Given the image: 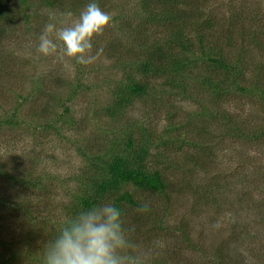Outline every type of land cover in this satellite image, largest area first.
Wrapping results in <instances>:
<instances>
[{
  "label": "rangeland",
  "instance_id": "1",
  "mask_svg": "<svg viewBox=\"0 0 264 264\" xmlns=\"http://www.w3.org/2000/svg\"><path fill=\"white\" fill-rule=\"evenodd\" d=\"M87 1L23 10L12 0L19 19L0 26V122L14 121L0 127V263L42 264L82 199L116 203L129 192L138 206L122 205L124 221L149 264H264V0H171L187 13L167 25L149 20L155 8L167 17L163 2L98 0L112 20L94 63L41 56L49 17L75 22ZM209 57L240 61L245 91ZM131 80L147 93L130 94ZM143 147L166 193L124 185L96 197L111 158Z\"/></svg>",
  "mask_w": 264,
  "mask_h": 264
},
{
  "label": "clouds",
  "instance_id": "2",
  "mask_svg": "<svg viewBox=\"0 0 264 264\" xmlns=\"http://www.w3.org/2000/svg\"><path fill=\"white\" fill-rule=\"evenodd\" d=\"M71 17L68 11L61 14ZM111 15L98 0H89L75 22L49 17L38 36L36 51L44 57L59 53L86 66L94 63L102 49H94L95 38L111 24ZM142 203L137 211L148 212ZM42 264H149L139 251L123 210L114 201H100L81 208L61 227L45 248Z\"/></svg>",
  "mask_w": 264,
  "mask_h": 264
},
{
  "label": "trees",
  "instance_id": "3",
  "mask_svg": "<svg viewBox=\"0 0 264 264\" xmlns=\"http://www.w3.org/2000/svg\"><path fill=\"white\" fill-rule=\"evenodd\" d=\"M62 0H17V7L20 6L23 10L30 8H33V6L36 7H42V8H48V9H59L64 6L65 4L61 3ZM171 0H153V2L161 5H171ZM80 1L71 2L68 6L69 9L72 12H76V4ZM89 1H87L85 4H87ZM149 2H152V0H149ZM149 2H143L140 6L141 8H146L150 6L151 4ZM182 5L186 4V2L181 1ZM12 3V0H0V26L2 23L6 22L9 26L13 25V22L15 20L19 19L18 14L9 15V8L10 4ZM139 6V7H140ZM13 8V6H12ZM167 8V6H166ZM13 10V9H12ZM155 11L151 17H150V23H155L157 21V24H161L162 22H165L163 25H167L170 20L176 21H182L184 17L186 16L185 11H177V9H174L173 7L167 8V17H161V12H157V8H155ZM160 14V15H159ZM189 14V13H188ZM127 20V17H119L116 20ZM0 31L1 27H0ZM185 36V30L183 29H177V31L174 34L175 40H181ZM201 39H204V36H202ZM179 46L183 48H187L186 45L182 42L179 43ZM156 50L159 52V54H162L163 48L158 47ZM209 61L211 63L217 62L219 67H221L225 71V80L230 82L233 86L234 90L239 91H245L244 88L240 87L237 77L242 73V70L238 68L239 62L236 61L235 64L229 63L223 58L214 59L209 57ZM144 70L145 73L150 71V68L152 67V63H147ZM158 73L160 72L158 69L156 70ZM233 76V77H232ZM211 79L209 80V82ZM219 86V93L222 94V92L225 91L224 88L221 86L220 83L217 84ZM216 85V86H217ZM126 89L129 91L130 94L141 97L147 93L148 86L146 84L138 83L137 81L131 80L130 84L126 86ZM119 93L120 89L118 88ZM122 92L120 93V95ZM20 94L19 96H21ZM28 97L32 95H27ZM125 103V100L123 97H121L117 102L116 106L119 108L123 107V104ZM14 122L13 120L4 121V123L0 122V127L2 124H9L12 125ZM129 148H132V144H129ZM148 157H149V150L145 147L139 149L137 152H134L133 155L127 156V155H115L111 158L109 165H108V174L107 177L103 178L102 180L98 181L95 184V195L98 198H102L107 194H112L116 192H120L122 187L124 185H130L140 191L145 192H154V193H160L165 194L167 191V184L163 178V175L159 171H151L148 168ZM98 203L97 198L96 199H82V205L84 207H90L93 204ZM116 204L122 208V205H127L131 207H137L138 204L134 200L133 196L129 193H123L121 194L117 200ZM4 264V263H0Z\"/></svg>",
  "mask_w": 264,
  "mask_h": 264
}]
</instances>
